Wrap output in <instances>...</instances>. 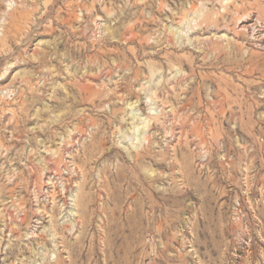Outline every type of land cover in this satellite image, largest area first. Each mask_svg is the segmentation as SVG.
<instances>
[{"label":"rangeland","instance_id":"rangeland-1","mask_svg":"<svg viewBox=\"0 0 264 264\" xmlns=\"http://www.w3.org/2000/svg\"><path fill=\"white\" fill-rule=\"evenodd\" d=\"M0 264H264V0H0Z\"/></svg>","mask_w":264,"mask_h":264}]
</instances>
